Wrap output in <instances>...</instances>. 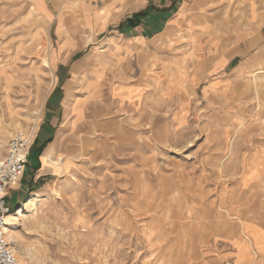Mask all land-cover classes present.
Masks as SVG:
<instances>
[{
	"label": "rangeland",
	"instance_id": "obj_1",
	"mask_svg": "<svg viewBox=\"0 0 264 264\" xmlns=\"http://www.w3.org/2000/svg\"><path fill=\"white\" fill-rule=\"evenodd\" d=\"M38 2L0 0V162L17 133L32 142L8 198L21 263L264 264V233L243 259L226 215L264 221L241 186L264 149V66L230 55L240 13L142 41L83 0Z\"/></svg>",
	"mask_w": 264,
	"mask_h": 264
},
{
	"label": "crops",
	"instance_id": "obj_2",
	"mask_svg": "<svg viewBox=\"0 0 264 264\" xmlns=\"http://www.w3.org/2000/svg\"><path fill=\"white\" fill-rule=\"evenodd\" d=\"M38 1V5L45 6L46 0ZM83 3V13L88 18H96L98 26L118 25V33L121 32L127 38H136L142 41L169 35L179 26L188 25L190 18L199 16L194 13L199 14V12L205 11V26H208L211 12H219L217 16L220 17L223 11L231 9L239 12L240 16L235 19V25L239 26V29L236 30L237 35L233 39L236 43L239 42V46L235 47L230 55L243 59L249 58L251 72L254 67L255 71H258L257 67L264 66V0H83ZM94 13H96V17ZM242 67L239 66L235 70ZM54 120L53 118L49 123L51 128L54 127L52 124ZM43 130L40 132V137ZM263 137L264 131L261 138ZM255 152L256 155L251 159V168L256 172V179L249 185L244 180L241 186L244 189H252V195L258 196L259 194L258 197L264 198V193L255 194L259 186L264 190V181L258 180L259 178L264 179V170L259 166L260 163L264 164V149H257ZM261 154L263 155L261 156ZM252 211L251 214H255V210L252 209ZM226 215L229 219L237 221L240 226V236L236 240L239 247L243 249L248 243L251 248H256L259 240L257 236L264 233V221L263 223L254 219L244 221L242 219L246 215H241L240 212ZM258 216L264 218V212ZM246 230L250 232L246 233Z\"/></svg>",
	"mask_w": 264,
	"mask_h": 264
},
{
	"label": "built area",
	"instance_id": "obj_3",
	"mask_svg": "<svg viewBox=\"0 0 264 264\" xmlns=\"http://www.w3.org/2000/svg\"><path fill=\"white\" fill-rule=\"evenodd\" d=\"M31 144L28 137L17 133L0 162V264H22L6 235L7 219L16 211L9 205L8 198L25 175Z\"/></svg>",
	"mask_w": 264,
	"mask_h": 264
},
{
	"label": "bare ground",
	"instance_id": "obj_4",
	"mask_svg": "<svg viewBox=\"0 0 264 264\" xmlns=\"http://www.w3.org/2000/svg\"><path fill=\"white\" fill-rule=\"evenodd\" d=\"M192 60H193V62H192V64H195V62H196V60H194L193 58H192ZM157 62V61H156ZM43 63H44V67H46V68H49V69H51L52 68V66H51V61L49 60V59H47V58H44L43 59ZM21 134H23V133H21ZM23 135H25V134H23ZM26 136V135H25ZM26 137H28V136H26ZM53 157H52V153H51V148H49V150L46 152V154H45V166H47V167H56V168H59L58 166H59V162H60V159H58V163L56 162V161H54V159H52ZM63 162V161H62ZM17 211V210H16ZM21 211L20 212H18V214H15V215H11L8 219H7V227H6V235L7 236H9L10 235V232H11V227L12 226H14L15 225V220L17 221L18 220V217H20L21 216ZM227 214V213H226ZM230 215V214H229ZM246 237V236H245ZM8 238V237H7ZM9 240V239H8ZM11 243V242H10ZM250 247H251V245H250ZM250 247L249 246H244V248L242 249V254H241V256H242V258L243 259H245V258H248L249 257V249H250ZM16 250V249H15ZM251 250V249H250ZM18 253V252H17Z\"/></svg>",
	"mask_w": 264,
	"mask_h": 264
},
{
	"label": "water",
	"instance_id": "obj_5",
	"mask_svg": "<svg viewBox=\"0 0 264 264\" xmlns=\"http://www.w3.org/2000/svg\"><path fill=\"white\" fill-rule=\"evenodd\" d=\"M19 208L17 207L15 210H18Z\"/></svg>",
	"mask_w": 264,
	"mask_h": 264
},
{
	"label": "trees",
	"instance_id": "obj_6",
	"mask_svg": "<svg viewBox=\"0 0 264 264\" xmlns=\"http://www.w3.org/2000/svg\"><path fill=\"white\" fill-rule=\"evenodd\" d=\"M18 208H20V206Z\"/></svg>",
	"mask_w": 264,
	"mask_h": 264
}]
</instances>
